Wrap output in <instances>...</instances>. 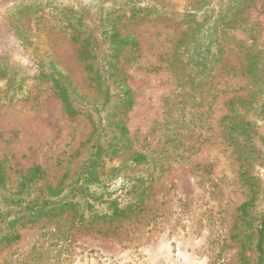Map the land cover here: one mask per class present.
Masks as SVG:
<instances>
[{"label": "trees", "instance_id": "obj_1", "mask_svg": "<svg viewBox=\"0 0 264 264\" xmlns=\"http://www.w3.org/2000/svg\"><path fill=\"white\" fill-rule=\"evenodd\" d=\"M3 1L16 5L0 13V38L11 40L20 57L0 52V105L28 97L27 83L48 85L69 117H86L91 133L75 166L56 181L41 165L21 168L0 158V253L20 240L18 225L54 220L61 229V220L69 219L78 228L106 224L105 234L113 236L116 223L144 216L165 167L154 159L149 168L152 157L133 150L126 116L135 104L128 66L140 55L132 28L150 21L177 28L171 68L193 89H206L222 71L246 83L242 95L228 99L222 119L249 193L230 239L238 264H264V187L254 171L262 157L256 129L264 119V38L259 23L247 17L257 0ZM53 32L74 43L91 95L61 62Z\"/></svg>", "mask_w": 264, "mask_h": 264}, {"label": "rangeland", "instance_id": "obj_2", "mask_svg": "<svg viewBox=\"0 0 264 264\" xmlns=\"http://www.w3.org/2000/svg\"><path fill=\"white\" fill-rule=\"evenodd\" d=\"M15 5L0 0V13ZM261 5L257 0L247 17L259 23L264 38ZM132 31L140 43L138 59L128 66L135 91L126 116L133 150L152 157L149 168H155L154 159L157 168L160 161L165 167L144 216L116 223L113 236L105 234L106 224L78 228L69 219L61 220V229L54 220L18 225L21 238L0 253V264H238L231 226L249 193L223 136L222 119L228 99L242 95L246 83L222 71L206 89L195 90L171 68L178 36L172 23L146 21ZM49 38L61 62L91 95L74 43L62 32ZM1 39L0 52L20 57L11 40ZM230 64L239 67L236 58ZM26 89L28 97L0 105V158L21 168L41 165L56 181L80 159L91 126L86 117H69L48 85L27 83ZM256 130L262 157L254 171L264 187V119Z\"/></svg>", "mask_w": 264, "mask_h": 264}]
</instances>
